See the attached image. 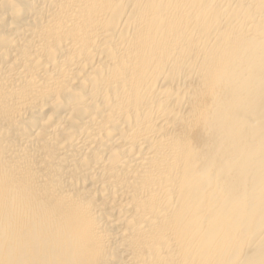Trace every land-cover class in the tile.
<instances>
[{
    "label": "bare ground",
    "instance_id": "obj_1",
    "mask_svg": "<svg viewBox=\"0 0 264 264\" xmlns=\"http://www.w3.org/2000/svg\"><path fill=\"white\" fill-rule=\"evenodd\" d=\"M0 264H264V0H0Z\"/></svg>",
    "mask_w": 264,
    "mask_h": 264
}]
</instances>
